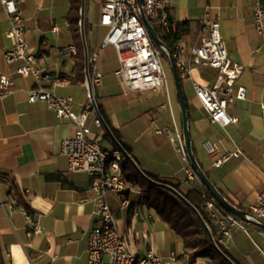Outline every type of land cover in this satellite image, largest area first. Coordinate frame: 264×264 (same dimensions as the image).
<instances>
[{"label":"crops","instance_id":"0c3cea01","mask_svg":"<svg viewBox=\"0 0 264 264\" xmlns=\"http://www.w3.org/2000/svg\"><path fill=\"white\" fill-rule=\"evenodd\" d=\"M253 4L254 0H171L168 8L177 31L175 53L187 59L199 44L201 19L208 9L211 17L220 15V34L230 60L245 67L235 83V89H245V99H234L227 109L238 121L225 127L210 121L192 86V80L212 86L216 71L191 64L190 77H180L196 160L221 194L245 211L264 188V32L254 27ZM20 8L29 52L48 77L42 82L45 89L70 97L78 112L88 102L86 71L91 75L99 69L101 81L93 87L96 106L140 170L182 194L201 189L198 182H184L189 162L176 151L183 146L182 121L170 65L163 89L132 92L114 75L119 66L116 49L103 46L108 28L99 23V0H84L83 35L80 21L79 35L70 28V0H23ZM8 26L0 3V77L13 80L11 92L0 94V264H87L88 233L98 224L93 178L71 172L61 153V141L74 134L71 121L58 117L45 102H28L34 78L16 74L20 62L5 61L4 53L12 45L6 36ZM79 46L84 55L83 81L76 68ZM95 114L87 119L92 138L111 149L114 142L95 125ZM163 129L179 136L175 145ZM207 143L221 153L240 150L241 154L213 167ZM126 183L124 194L109 192L107 201L131 253L144 255L151 249L167 264H210L208 258L190 263L179 236L145 204L140 184ZM123 198L127 206L121 205ZM16 203L25 204L35 215L41 234L27 235ZM210 222L221 235L216 219ZM220 244L235 264H264V230L256 225L246 222L242 229H231V237Z\"/></svg>","mask_w":264,"mask_h":264},{"label":"built area","instance_id":"2783aa9c","mask_svg":"<svg viewBox=\"0 0 264 264\" xmlns=\"http://www.w3.org/2000/svg\"><path fill=\"white\" fill-rule=\"evenodd\" d=\"M22 1L0 0L9 23L6 36L12 41L11 47L4 53V59L8 64L20 62L15 70L17 75L22 77L31 75L34 78L35 85L27 90L28 102H45L58 117L68 119L73 124L74 134L61 141V153L67 158L68 169L71 172L86 173L93 178L91 189L95 194V214L98 218V224L88 233L87 264H167L151 249L144 255L131 253L126 241L119 235L116 214L107 201V194L111 192L120 195L126 192L127 183L121 167L126 158L115 144L111 149H104L92 138L87 119L95 114V110L87 80L85 84L88 102L78 112L73 110V101L70 97L58 95L42 86L43 80L48 77L35 66V56L29 52L20 8ZM99 1L101 4L99 23L108 28L103 46L111 45L117 52L119 66L114 72L115 77L132 92L163 89L167 76L162 51L154 46L148 35L139 14L137 0ZM170 1L143 0L144 11L150 22L152 19L156 21L159 28L166 33L175 31V24L170 20L168 13ZM252 14L255 29L263 33L264 0H254ZM69 49L74 53L73 47ZM174 56L179 77L185 78L190 75L191 64L216 71L212 86H203L192 80L194 93L211 122L222 127L236 123L238 118L229 115L227 109L234 99H245V89L241 87L235 89L236 80L245 67L230 60L220 34V15L217 13L211 17L207 9L201 19L199 44L191 48L187 59L180 53H175ZM101 75L99 69H94L89 75L92 89L100 83ZM12 86L11 78L0 77V94L10 93ZM261 111L264 116V104L261 105ZM94 122L97 127L103 128L97 116ZM162 131L169 135L170 142L175 145L179 136L171 133L169 129ZM176 151L187 159L182 144ZM206 151L213 167H220L231 156L241 154L240 150L221 153L219 147L211 143L206 144ZM262 157L264 158V151ZM184 182L200 184L190 164ZM201 189L204 198L203 212L209 219H216L221 231L218 241L223 243L225 239L231 237V229H242L246 222L225 212L212 196H206V190L202 186ZM121 205H128L127 198L121 200ZM16 208L24 215L27 235L41 234L42 228L37 218L27 210L25 204L16 203ZM248 212L253 219L264 222V188L249 204Z\"/></svg>","mask_w":264,"mask_h":264},{"label":"trees","instance_id":"16d2710c","mask_svg":"<svg viewBox=\"0 0 264 264\" xmlns=\"http://www.w3.org/2000/svg\"><path fill=\"white\" fill-rule=\"evenodd\" d=\"M80 9L81 0H70L68 21L72 32L77 35H79L80 31ZM151 24L157 30L160 38L172 49L173 53H175L174 43L177 39V31L168 33L163 32L153 19L151 20ZM162 56L169 64L164 52H162ZM76 68L80 72L83 81L85 66L83 48L81 46H79ZM122 169L128 183L140 184L145 204L154 208L160 219L179 236L190 263L195 262L198 258H208L210 264H230L214 250L206 230L191 208L170 191L158 187L144 179L128 161L122 164ZM201 192L202 189L193 188L186 194H183V196L200 212L204 221L210 228L215 243L223 250L222 245L218 241L221 235L213 228L210 219L203 212L202 206L204 198ZM206 196L210 197L211 195L206 191Z\"/></svg>","mask_w":264,"mask_h":264},{"label":"water","instance_id":"95a60500","mask_svg":"<svg viewBox=\"0 0 264 264\" xmlns=\"http://www.w3.org/2000/svg\"><path fill=\"white\" fill-rule=\"evenodd\" d=\"M137 5H138V10H139V14H140L141 20H142L143 24L146 27V30L148 32V35H149L152 43L154 44L155 47L159 48L162 52L165 53V55H166V57H167V59L169 61V65H170V68H171L174 85H175L176 92H177V98H178L180 113H181V121H182V141H183L185 155H186V158H187V160H188V162H189L192 170L194 171L195 175L197 176V178H198L201 186L207 192H209V194L215 199V201L217 202V204L225 212L229 213L232 216H235V217L241 219L244 222H247V223L256 225V226H258V227H260L261 229L264 230V222L261 221V220L253 219L252 216H251V214L248 211L239 209L236 206H234L232 203H230L228 201V199L226 197H224L221 194V192L217 189V187L210 181L208 175L203 171V169L201 168V166L198 164V162L196 160V157L194 155L193 149H192V140H191L190 130H189L188 111H187V106H186V102H185V97H184V94H183V91H182V85H181L180 77H179L178 70H177V67H176L174 53H173L172 49L160 38L157 30L154 28V26L151 24L150 20L146 16L145 11H144V7H143V0H137ZM80 15H81V19H80L81 33L83 35L84 0H82V3H81ZM84 48H85V52H86V47L84 46ZM85 59L87 61V55L86 54H85ZM86 80H87L88 90H89L90 94L92 95V104L94 106V110L96 112V116L101 121L104 130L110 136V138L112 139V141L114 142V144L119 148V150L121 151V153L125 156L126 160L129 161L133 165V167L136 169V171L144 179H146L147 181H149L150 183H152V184H154V185H156L158 187H161V188H164V189L170 191L178 199H180L182 202H184L189 208H191L194 211V213L196 214V216L199 218V220H200L203 228L206 230L207 235H208L209 239L211 240V243H212V246H213L214 250L224 260H226L230 264H235L226 255V253H224L217 246V244L215 243L214 238L212 236V233L210 231V228L208 227V225L204 221L202 215L183 196V194L180 193V191H178L173 186L168 185V184L163 183V182L156 181V180L152 179L151 177H149L148 175H146L145 173H143L140 170V168L136 165V163L131 159V157L128 154V152L125 150V148L120 144V142L113 135L112 131L110 130L109 126L107 125L106 121L104 120V118L102 117V115L100 114V112H99V110H98V108L96 106V102H95V99L93 97V89H92V85H91L90 76L88 74V71H86Z\"/></svg>","mask_w":264,"mask_h":264},{"label":"rangeland","instance_id":"374dc122","mask_svg":"<svg viewBox=\"0 0 264 264\" xmlns=\"http://www.w3.org/2000/svg\"><path fill=\"white\" fill-rule=\"evenodd\" d=\"M164 66H165V71H166V69L169 71V64L165 61L164 62ZM169 75V73L166 71V76H167V79H169L168 76Z\"/></svg>","mask_w":264,"mask_h":264}]
</instances>
